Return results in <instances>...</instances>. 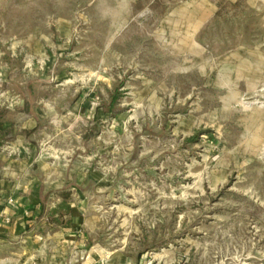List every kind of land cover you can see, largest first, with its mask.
<instances>
[{"label": "rangeland", "instance_id": "374dc122", "mask_svg": "<svg viewBox=\"0 0 264 264\" xmlns=\"http://www.w3.org/2000/svg\"><path fill=\"white\" fill-rule=\"evenodd\" d=\"M33 98L103 264H264V0H0V120ZM58 236L3 255L66 264Z\"/></svg>", "mask_w": 264, "mask_h": 264}, {"label": "crops", "instance_id": "0c3cea01", "mask_svg": "<svg viewBox=\"0 0 264 264\" xmlns=\"http://www.w3.org/2000/svg\"><path fill=\"white\" fill-rule=\"evenodd\" d=\"M41 102L24 101L14 126L0 120V264H7L3 249L17 245L6 238L44 230L58 232L63 263L103 264L86 231H81L83 206L69 202L86 199L88 185L96 181L81 165L47 156L53 147L35 141L44 137L49 116L37 106ZM65 216L75 223L56 224ZM71 246L77 253L72 261L66 258ZM33 263V257L15 259V264Z\"/></svg>", "mask_w": 264, "mask_h": 264}]
</instances>
